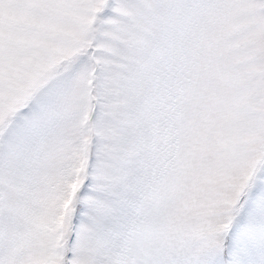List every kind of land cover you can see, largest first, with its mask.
<instances>
[{
  "label": "snow or ice",
  "instance_id": "1",
  "mask_svg": "<svg viewBox=\"0 0 264 264\" xmlns=\"http://www.w3.org/2000/svg\"><path fill=\"white\" fill-rule=\"evenodd\" d=\"M0 264H264V0H0Z\"/></svg>",
  "mask_w": 264,
  "mask_h": 264
}]
</instances>
